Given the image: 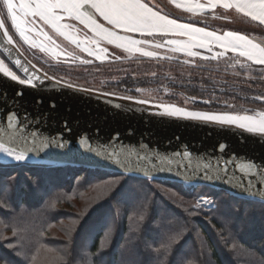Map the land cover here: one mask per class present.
Returning a JSON list of instances; mask_svg holds the SVG:
<instances>
[{"label":"snow or ice","instance_id":"obj_1","mask_svg":"<svg viewBox=\"0 0 264 264\" xmlns=\"http://www.w3.org/2000/svg\"><path fill=\"white\" fill-rule=\"evenodd\" d=\"M175 4L176 8H184L188 12H200L207 8L210 10L224 9L234 10L236 13L247 18L250 23H255L258 27L264 28V0H205V3H188L181 4L176 0H170ZM6 21H10V26L15 29L19 37L30 44L33 48H40L41 51L50 52L53 56H60L57 45L44 31L43 26H50L61 36L82 47L83 51L89 57L96 60H104L110 54L106 47L101 44L114 45L117 49H122L126 53L137 52L145 57L155 59H170L171 57L163 56L155 50H165L172 53H181L189 58L199 57L206 61H219L221 59L233 60L239 65L241 70L249 71L252 65H258L256 69L261 78H264V46L255 43L248 36L239 32L228 31L218 34L216 31H208L205 27H196L191 23H181L178 19L169 18L167 14H162L155 6L151 5L148 0H0V37L4 39L0 41V49L10 54L12 46L15 44L13 35L9 34V27ZM75 21L82 25L91 33V37L85 34V39H78L79 29ZM34 34V36H33ZM38 37L40 39H37ZM138 37V38H137ZM51 45V46H49ZM152 48L155 50L147 51L145 49ZM194 49L206 50L207 55H201L199 51ZM62 51V50H61ZM236 53L234 57H229L228 53ZM240 58L244 59V63L240 62ZM75 59V57H72ZM113 59L119 60L120 57L114 56ZM185 63L190 61L185 60ZM83 63L91 64V60L83 61ZM16 67L22 69L24 78L18 76L0 59V73L11 81L21 85H26L32 89H38L44 84V77L30 72L22 61L17 58L14 61ZM59 82V81H53ZM63 87V83H61ZM69 88L73 85L68 84ZM90 91V89H82ZM136 91H143L136 89ZM108 95V93H104ZM2 95V93H0ZM17 98L23 97L24 92L17 90L15 92ZM132 100L136 104L150 105V101L146 99H135L134 97H125ZM254 101L264 103V95L252 98ZM195 100V98H193ZM37 100V103H42ZM203 103H211V101H202ZM50 107L54 108L52 104ZM119 108L120 106L117 105ZM162 108L160 115L169 117L184 118L198 121L204 125H211L221 130H230L235 127L249 134H264V111L253 115L239 114V112H204L190 111L175 105H157ZM224 107L235 109L232 104H225ZM247 112V109L243 110ZM28 117L21 121L20 114L9 109L5 115L4 122L6 127L0 128V155L13 162L11 171H0V208H12L13 201H17L21 195L20 181L16 180L14 172L21 165H26L31 153L38 151L35 148V135L31 133L32 139L26 135V124ZM66 126V125H65ZM70 130V129H69ZM56 140V148H64L65 144L62 139L53 137ZM119 140V137H116ZM83 141V137H82ZM31 145V146H30ZM52 147L50 142H41V149ZM228 144L225 141L217 143V151L223 153L228 150ZM89 152L94 151L89 144ZM97 156L101 153L97 152ZM175 156L183 155L189 162L191 161L190 152H177ZM232 155H237L233 153ZM101 164H113L120 169L119 175L122 177V183L119 191L113 200L120 201L126 199L145 187H151L153 182L161 175L174 176L185 184H190L195 188V182L198 180L207 188L208 184L222 185V190L231 199L217 200L215 199L216 190L211 192L202 191L196 196L195 203L191 205V210L184 209L188 215L204 217L209 225L215 230L212 219L215 218L220 224V238L225 244L231 243L232 249L238 247L233 235L231 240L224 235L228 232V226L237 211L236 203L244 200L246 202H258L264 204V158L255 160L246 158L244 161L238 162L233 160L231 155L222 163L218 162L215 166L206 164L203 166V172H198L200 165H196L192 169V175H187L183 171L173 169L174 160L167 156L157 157L142 154L139 151H128L124 148H112L104 150V155L99 161ZM183 167V166H178ZM187 167L192 168L191 163ZM233 168L243 173V176L237 178ZM161 180L160 183H166ZM123 185V186H122ZM122 186V187H121ZM175 201L169 203V207ZM111 210L103 217L100 229L103 230L108 226ZM142 212L147 213L146 207L142 206ZM213 213L219 215L213 217ZM157 212L149 221L148 227H152L157 216ZM143 215L141 219H143ZM106 225V226H105ZM159 231L158 228L153 229ZM109 229L106 235L111 234ZM92 233L88 230L81 234L80 244L82 250L86 249L87 236ZM231 235V233H228ZM183 235V231H177L175 235L166 234L163 243L156 241L143 240L144 250L151 258V264H190L188 258L182 252V246L173 249L179 237ZM16 241L8 240L0 233V244L3 245L11 257L7 253L0 252V264H17L22 261L26 264L28 261V249L21 234L13 232ZM8 240L7 243L3 241ZM225 251L224 249H222ZM170 257V260H169ZM100 264H104L102 250L94 257ZM205 264H213L211 257L205 261ZM264 264V262H262Z\"/></svg>","mask_w":264,"mask_h":264},{"label":"trees","instance_id":"obj_2","mask_svg":"<svg viewBox=\"0 0 264 264\" xmlns=\"http://www.w3.org/2000/svg\"><path fill=\"white\" fill-rule=\"evenodd\" d=\"M161 1L158 0L163 5ZM163 9L162 14L166 13L179 21L202 24L200 21L189 20L187 18L190 17L189 15L175 13L165 4ZM9 31L11 32L10 28ZM244 31L249 33L248 30ZM11 34L13 35L12 32ZM13 37L16 40L14 35ZM174 61L176 65H184L183 60ZM206 62L214 64V61ZM186 64L185 66L194 68L192 64ZM210 67L205 68L211 73L213 67ZM13 69L17 72L15 68ZM159 78L161 77L152 78L154 85ZM149 80V78L136 80L127 76L108 86L118 92L135 94L136 88L151 85ZM181 80L191 81L184 75L181 76ZM184 89L190 97L203 95L195 86H187ZM233 93H228L227 97L241 105L243 98L240 101ZM247 101L245 100V103ZM223 102V105L197 103L194 109L212 112L210 109L214 111L225 108L226 103L231 104L230 100H223ZM13 166V163H0V171H11ZM14 176L20 181L21 195L17 201H13L11 209L0 208V233L14 242L16 237L13 236V232L21 234L28 249L29 259L26 264H75L73 255L77 251L81 234L86 232L87 227L92 228V233L87 236L91 238L88 251L89 264H100L94 257L101 250L104 264H151V258L144 250L143 240L153 241L158 237L159 240L156 242L163 243L166 234L175 235L180 230L183 231V235L173 245V249L182 246V252L190 264H205L208 256L211 257L213 264H262L264 262V204L244 200L236 203L237 211L234 213L236 218L230 221L228 232L224 233L229 240L233 235L235 236L238 247L232 249L231 243L225 244L220 238L219 233L222 230L215 218L212 219V224L216 226L214 230L204 217H193L184 211V209L191 210V205L195 203L199 192H211L214 188L198 186L193 190V187L186 188L181 183L167 181L161 184L160 180H156L153 184L165 188L170 194H163L156 190L150 191L149 187H145L132 196L120 200L123 203L134 200L136 203L131 210L125 209L124 206L120 207L121 211L118 201L113 200L116 196L115 192L119 190L107 193V186L111 181L122 180L118 173L71 165L52 167L26 164L21 165L14 172ZM91 185L100 189L89 201V205L80 209L77 203L81 202L84 197L87 200L89 196H86L87 189ZM216 193L215 199L217 200L231 199V196L224 191L216 190ZM36 195H40V198L34 200L32 204L21 202L26 198L33 199ZM172 201L175 203L169 207ZM142 206L146 207V214L142 212ZM160 206H163V211L171 213L173 218L170 220L164 217L156 218L152 227H148L149 221L158 212ZM108 210H111V220L108 226L101 230L100 224ZM142 215L143 219H141ZM212 215L215 217L219 214L213 213ZM155 228L159 231H154ZM109 229H112L111 234L106 235ZM111 235L112 239L109 238ZM131 237L135 241H131ZM8 240L3 243H7ZM134 248L139 250L135 256L131 253ZM206 250L209 251V255ZM248 250H251V253L247 255L245 253ZM0 252L7 253L11 257V253L2 244H0ZM17 264H23V262L17 261Z\"/></svg>","mask_w":264,"mask_h":264},{"label":"water","instance_id":"obj_3","mask_svg":"<svg viewBox=\"0 0 264 264\" xmlns=\"http://www.w3.org/2000/svg\"><path fill=\"white\" fill-rule=\"evenodd\" d=\"M9 34L12 35L10 31ZM3 39L0 37V41ZM9 47L12 49L10 54L5 53L3 49H0V52L20 75L10 68L13 72L24 78L22 69L14 64V61L19 58L30 72L45 78L40 88L32 89L11 81L0 73V93H2L0 95V128L6 127L4 118L7 111L12 109L20 114L21 121L25 119V116L28 117L25 133L28 138L32 139L31 133H36L35 148L38 151L31 153L27 164L52 167L71 165L119 174L120 169L115 165L101 164L99 161L106 147L108 150L122 147L125 150H135L149 156H167L174 160V171L180 170L187 175H192V169L196 165H200L197 171L203 172L204 165L215 166L230 155L238 162L246 158L255 160L264 158V134H249L235 127L230 130H221L190 119L160 115L157 113H162L163 109L156 106L161 103L150 101V105H140L125 99L129 96L73 84H71L73 87L69 88L67 85L70 83L50 76L35 64L16 41ZM82 89H90V91ZM17 90L23 91L24 96L17 98L15 96ZM135 99L138 100V98ZM37 100L43 102L37 103ZM52 104L55 105L54 108L50 107ZM117 105L120 107L118 108ZM53 137L62 139L65 147L56 148L57 141L53 140ZM221 141H225L229 146L223 153L216 148L217 143ZM41 142H50L52 147L41 149ZM89 144L94 151L87 150ZM186 151L191 153L190 162L183 155H174L177 152ZM97 152L101 155L97 156ZM233 153L238 156L232 155ZM189 163L192 168L187 167ZM233 171L236 172L237 178L243 176V173L235 168ZM157 180L177 182L192 187L174 176L161 175ZM198 186L205 185L197 180L195 187ZM207 187L223 191L222 185L208 184Z\"/></svg>","mask_w":264,"mask_h":264},{"label":"rangeland","instance_id":"obj_4","mask_svg":"<svg viewBox=\"0 0 264 264\" xmlns=\"http://www.w3.org/2000/svg\"><path fill=\"white\" fill-rule=\"evenodd\" d=\"M148 2H150L151 5H155L161 11V13L164 11L163 8L165 4L169 9L173 10L177 14L190 15L188 18L200 20L202 24H193L196 27H205L208 31H216L218 34H223L232 30L242 31L248 35H251L252 37H259L264 41V28L258 27L255 23H250L245 17L236 13L234 10H222L218 8L207 13L195 15L193 13L187 14V11L183 8H176L175 5L168 0H162L161 2L164 3L163 5L159 3L158 0H148ZM169 18L175 19L174 17L170 16ZM70 22L76 24V27L79 29L78 39L83 41L85 39V34H87L88 37H91V33L88 32L87 29H84L82 25H79L75 21ZM203 22H205V24H203ZM181 23L185 22L181 21ZM6 25L11 29V32L15 36L17 40L16 42L21 47V49L26 54H28L29 57H31L30 59L50 76L61 81L90 89L116 93L138 99H146L151 102L161 103L163 105H175L190 111L197 110L194 109L196 108L195 104L197 103L209 105L210 103L206 104L202 102L206 100L217 105H223V100H230L231 104L235 106V109L226 107L214 111L213 109H210L212 112L235 111L239 112L241 115H253L255 112L264 111V103L260 101H254L252 99L253 97L264 95V78H261L256 71L257 67L255 66L258 65L253 64L251 70L244 71L241 70L239 65L233 60H229L231 63H228V59H221L219 61H214V64H208L206 60H202L199 57L189 58L181 53H172L170 51L166 52L163 49H145L147 51H158L161 57L165 55L171 57L170 59H155L145 57L137 52L129 54L124 52L122 49L115 48L114 45H107L106 43L101 44V46L106 47L110 55L104 60H96L93 57H89L88 54L83 51L82 47H77L76 44L72 43L64 36L56 33L55 30L51 29L50 26H43L44 31L48 33V35L55 42V45L58 46L56 50L61 52V55L57 57L53 56L50 52L41 51L40 48H33L30 46V44L25 43L19 37V34L15 32V29L10 26V21H6ZM244 30H248L249 33L245 32ZM35 38L40 39L38 37ZM194 51H199L201 55H207L206 50L194 49ZM236 55V53H228L229 57H234ZM114 56H118L120 59L115 60L113 59ZM72 57H75V59H72ZM0 59H3L5 64L11 68L1 52ZM87 60H91L92 63H83V61ZM174 60H178L180 62L182 60H188L190 61L189 64H192L191 66H194V68L185 66V62L184 65H176ZM240 62L244 63L245 61L243 58H240ZM206 66L213 67V71L210 73V71L205 68ZM183 75L187 76L189 79H191V81H182L181 76ZM127 76H131L136 80H146V78H149L151 85L147 84L140 88H136L143 91L138 92L135 90V94L118 92L117 90L109 88L108 85L111 83H117ZM156 76H160L161 78H159V81H156V85H154L155 82H152V78ZM187 86H195L203 95L200 97L188 96L187 90L184 89ZM228 93L235 94V96L240 101H242L241 98H243L241 105L240 103L238 104L235 102L233 99H229V97H227ZM193 98H195V100H193ZM245 100L248 101L245 103ZM244 109H247L248 111L244 112ZM0 162L2 164L13 163L11 160L6 159L2 155H0ZM121 183L122 180L120 179L111 181L107 186V193L119 190ZM185 187L190 188L187 186ZM99 189L100 188L94 187V185H91L87 189L88 193L86 196L89 195L87 200L84 197L81 202L77 203L80 209L89 205V201L93 198V196L96 195ZM149 189L150 191L156 190L158 192H162L163 194H170L168 190H165V188H162L156 184H152L151 188ZM39 194L41 195V192ZM40 195H36L33 199H27L25 197L26 199L21 202L25 204H32L34 200L40 198ZM117 203L119 208L124 206L125 209L130 210L133 209L136 204L134 200H130L127 203H123L121 201ZM162 208L163 206H160L158 210L160 215H158L157 218L164 217L166 220L173 218L171 213L167 212L166 210L163 211ZM120 210L122 211L121 208ZM18 212L21 211L18 210ZM19 216L23 218L21 214H19ZM90 229L92 230V228ZM90 229L87 227L86 231ZM109 238L112 239V235ZM130 240L135 241L132 237ZM154 240L158 241L159 238L156 237ZM90 245V237H87L88 247L86 249L82 250L81 244L79 243L77 246V251H75L73 255V260L76 262L75 264H89L90 258L88 251L90 249ZM206 252L209 255V251L206 250ZM131 253L133 256H135L139 253V250L134 248ZM250 253L251 250H248L245 254L248 255Z\"/></svg>","mask_w":264,"mask_h":264},{"label":"crops","instance_id":"obj_5","mask_svg":"<svg viewBox=\"0 0 264 264\" xmlns=\"http://www.w3.org/2000/svg\"><path fill=\"white\" fill-rule=\"evenodd\" d=\"M168 1H170V0H168ZM176 2H179V3H181V4H188V3H196V2H199V3H205V0H176ZM172 3V2H171ZM172 4H174V3H172ZM175 5V4H174ZM184 9V8H183ZM222 10H224V9H222ZM210 11H212V10H210V9H205L204 11H203V13H207V12H210ZM187 14H195V15H199L200 14V12H186ZM190 16V15H189ZM247 19V18H246ZM181 22V21H180ZM185 23H188V22H185ZM233 31V30H232ZM228 32V31H227ZM233 32H239V33H241V34H243V35H246V36H248L250 39H252L255 43H259V44H261V46H264V41L263 40H261V38H259V37H252L251 35H248V34H246V33H244V32H242V31H233Z\"/></svg>","mask_w":264,"mask_h":264}]
</instances>
